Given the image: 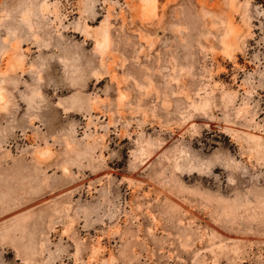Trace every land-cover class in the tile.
<instances>
[{
    "label": "rangeland",
    "instance_id": "rangeland-1",
    "mask_svg": "<svg viewBox=\"0 0 264 264\" xmlns=\"http://www.w3.org/2000/svg\"><path fill=\"white\" fill-rule=\"evenodd\" d=\"M0 264H264V9L0 0Z\"/></svg>",
    "mask_w": 264,
    "mask_h": 264
},
{
    "label": "trees",
    "instance_id": "trees-1",
    "mask_svg": "<svg viewBox=\"0 0 264 264\" xmlns=\"http://www.w3.org/2000/svg\"><path fill=\"white\" fill-rule=\"evenodd\" d=\"M253 4L259 5L264 9V0H252Z\"/></svg>",
    "mask_w": 264,
    "mask_h": 264
}]
</instances>
